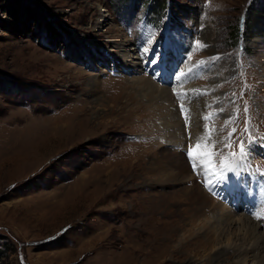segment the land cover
I'll return each mask as SVG.
<instances>
[{
    "label": "rangeland",
    "instance_id": "374dc122",
    "mask_svg": "<svg viewBox=\"0 0 264 264\" xmlns=\"http://www.w3.org/2000/svg\"><path fill=\"white\" fill-rule=\"evenodd\" d=\"M102 15L107 22L97 24ZM130 49L127 66L138 61L141 71L112 60ZM143 77L171 90L174 107L141 95L134 83ZM182 97L189 132L203 128L199 149L169 141ZM79 121L87 127L75 132ZM258 137L264 143V0H0V264H203L174 242L160 245L169 221L181 234L218 225L213 213L207 224L182 221L192 207L177 192L193 177L172 163L185 152L196 170L210 158L224 169L230 153L239 157L241 143L247 152ZM158 159L172 177H161ZM243 161L264 175V149ZM219 226L239 232L238 221ZM218 258L212 264L236 263L233 254Z\"/></svg>",
    "mask_w": 264,
    "mask_h": 264
},
{
    "label": "bare ground",
    "instance_id": "6f19581e",
    "mask_svg": "<svg viewBox=\"0 0 264 264\" xmlns=\"http://www.w3.org/2000/svg\"><path fill=\"white\" fill-rule=\"evenodd\" d=\"M105 15H102V17L99 18V22L97 24H103V23L107 22V18ZM129 46H128V50H129ZM120 47L124 48L125 46L121 45ZM174 50L176 51L175 48H174ZM134 51H135V48H134ZM130 52H131V49H130V51H128L126 53H125V51L119 52L118 53L119 58L117 60H115V59H112V60H114L116 62V65L118 68L121 67L122 71L128 70L129 68H131L132 71H134V72L135 71H141L142 65H140V62H138V61H135L134 63H132V66L131 65L127 66V64H129V62H130L129 59L136 56V55H134V53L130 54ZM179 56H181V55H179ZM111 58H114V57H111ZM165 67H166V65H165ZM166 70H167L166 74H169V69L167 67H166ZM163 76H165V75H161V77H163ZM181 77H184V75L177 74L176 77L174 78V82L176 83L177 80H179ZM150 78L149 77H143V78H140L139 80H136V82L134 84L137 85L138 92L143 96L149 95V98H151V97L156 98L158 100V102L161 103V105H162V102L163 103L168 102V104L170 106L173 105L172 107H174V104H173L171 96H170L171 90L169 91V89H167V87H163V86L158 85L157 83H155V81H153V79H150ZM168 79L169 80L172 79L170 74L168 75ZM176 84H178V82ZM194 90H196V89H194ZM189 107H191V106H189ZM172 110H173V108H172ZM173 111H174V114L172 116H169L171 120L168 121L169 131H170V133H169L170 134L169 135L170 140L169 141L173 144L181 145V143H182L181 141L184 139L187 141V139L184 137L185 134L183 133V129H180V127L178 125L179 124L178 122L182 121V119H180L178 117L177 112L175 110H173ZM192 116H194V115H192ZM190 119L192 120V118H190ZM198 124H199V122L197 121V125ZM61 126H60V128H61ZM62 127H63V129H64V127L68 128L67 125L66 126L64 125ZM86 127H87V124L85 123V121H79L78 125L75 126V128H73V130L75 132H79L80 130H83ZM58 128L59 127H56V129H58ZM69 128H70V126H69ZM171 130H172V132H171ZM65 131H66V129H65ZM180 131L182 132V135H180ZM202 131H203V128L201 129V131L199 133H193L192 132V137L190 140H192L194 142L195 146L197 145L196 140L198 138H200ZM201 136H203V134ZM185 154H186L185 152H184V154H182L180 156H179V154H176L177 157H176L175 161H173V163H172V166H174V168L177 169L179 175L183 176L184 179H188L189 177H193V179L188 180L186 188H183V192L179 193L181 191L180 189H179L180 191L177 192V194L179 195L180 198L179 197H176V198L178 200L180 199L181 202L185 201L186 204H191V207H192L191 210L186 208L185 211H186L187 216H185L184 220H182V221L187 225H192L199 218L205 217V220L207 218V221L204 222V224H207V222L213 221L218 225H213L210 228L206 227V225H205V227H203L200 230V232H198V233H195L194 230L189 229L186 231V233L182 232L183 234H181V231L183 229H181V231L178 232L180 230L181 226L180 225L177 226L173 222L169 221L168 224L172 225V228H168V227L162 228V231H164V233H163L164 238H163V241H161L163 244H160L162 249L163 250L166 249L167 246L170 247V245L174 242L175 243L174 244L175 250L184 251L185 255L191 256V261L194 258L198 259L199 254H200L199 256L204 257V259H203L204 263L203 264H212L213 259H219L218 257H220L221 255H223L225 253L228 256L233 254V257L235 258V262H236L235 264H238V263H242V264H264V229L260 226V223L256 220H254L251 216H249L243 212H238V213L234 212L228 206L223 204L219 199L214 198L204 188H201L200 185L202 186V184L197 183L199 181L194 180L196 178V176L194 174L191 175L192 171L190 168H192V166H193V163L191 162V158L187 157L188 154H186L187 156H185ZM187 158H189L190 160H187ZM167 161H169V160H167ZM205 161H207V160H205ZM156 164H155L156 166L162 168L161 172H160L161 177H164V179H166L167 176H169V175L171 176L170 171L164 169V167H168V165L161 166V161L159 159L156 161ZM200 165H201V168L204 167L202 162H200ZM205 166H206V164H205ZM204 174H206V173H204ZM161 181H165V180H161ZM257 181H258V184L260 186L262 183L261 180H257ZM253 190H254V192L249 193V195H256L259 191V188L257 189L254 187ZM174 195L175 194L171 195V197H173ZM168 196H170V195H168ZM161 198L163 200L168 199L167 195H164ZM161 202L162 201H156V202L153 201V203H154L153 206L160 207ZM179 213H180V210H179ZM210 213H213L218 218H215V221L214 220L209 221L208 215ZM237 215H239V216L237 217ZM233 221H235V222L238 221L239 232L234 233L233 229H224V228H223V230L220 231V229H221V227L219 226L220 224H221V226L223 224L225 226L232 227ZM177 233H180V234H177ZM220 242H225V246H224V248L217 250L216 254L214 255L215 252L212 253V251H213L212 249L213 248L216 249V246ZM200 247L202 248L203 252L201 250H197ZM225 248L227 251H225ZM229 249H233L234 252L233 251L229 252ZM188 261H190V258ZM181 263H183V262H181Z\"/></svg>",
    "mask_w": 264,
    "mask_h": 264
},
{
    "label": "snow or ice",
    "instance_id": "6c2138e0",
    "mask_svg": "<svg viewBox=\"0 0 264 264\" xmlns=\"http://www.w3.org/2000/svg\"><path fill=\"white\" fill-rule=\"evenodd\" d=\"M144 51H147V49H144ZM149 63L155 65L159 63V60L156 59V57L152 58ZM235 131V129H233ZM231 135V134H230ZM201 147L200 144L196 145V148L199 149ZM256 148L264 149V143H260L259 141H253L248 145V150L246 152L245 146L243 143L240 145V154L239 157H236L235 153H230L231 159H227L225 161V167L222 170L223 174L220 177L217 187H219L221 184L223 186H229L233 181L236 183H240L241 176L238 174L237 169L240 166L241 161L244 160L246 155H250L252 151H254ZM203 155H207V153H202ZM262 179H264V176H261Z\"/></svg>",
    "mask_w": 264,
    "mask_h": 264
},
{
    "label": "trees",
    "instance_id": "16d2710c",
    "mask_svg": "<svg viewBox=\"0 0 264 264\" xmlns=\"http://www.w3.org/2000/svg\"><path fill=\"white\" fill-rule=\"evenodd\" d=\"M160 4H161V6H163V7H167V5H168V0H160ZM255 27V26H254ZM236 33H237V35L239 34V24L237 25V31H236ZM239 36V35H238ZM237 36V37H238Z\"/></svg>",
    "mask_w": 264,
    "mask_h": 264
}]
</instances>
